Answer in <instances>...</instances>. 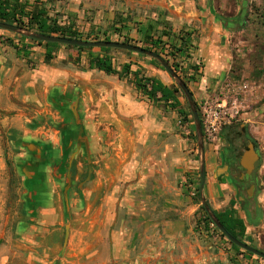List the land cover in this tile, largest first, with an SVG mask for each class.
Listing matches in <instances>:
<instances>
[{
	"label": "rangeland",
	"instance_id": "rangeland-1",
	"mask_svg": "<svg viewBox=\"0 0 264 264\" xmlns=\"http://www.w3.org/2000/svg\"><path fill=\"white\" fill-rule=\"evenodd\" d=\"M21 1L29 11H44L50 23L76 32L80 41L108 40L144 49L164 41L158 50L161 57L195 91L203 68V63L192 64L197 36L191 32L195 47H190V57L173 55L164 45L167 39L162 32L171 37L183 31L179 35L186 39L190 31H174V23L169 28V22H160L156 9L148 11L146 6L156 0ZM177 1L171 7L175 17L177 10L205 12L223 30L225 49L231 56L226 79L258 88L256 104L243 120L225 129L217 145L204 143L203 195L213 212L232 210L241 218L246 225L241 242L264 253V0ZM158 10L169 14L164 8ZM228 21L236 22L231 29L225 25ZM149 25L155 28L152 40L145 37ZM51 49L48 60L44 44L0 30L4 65L0 66V264H264V259L235 251L206 220L193 117L186 97L162 66L150 57L116 49L78 52L65 45ZM95 57L108 58L119 72L130 66L141 77H163L179 91L176 98L186 116L149 101L137 91L132 74L119 77L91 70L89 61ZM218 91L196 97L191 91L198 115L200 105L214 99ZM163 118L174 127L172 146L181 149V157L195 168L194 174H181L183 180L173 178L191 199L182 207L196 206L197 210L191 219H181L187 228L178 240L157 232L142 246L141 240L134 243L129 235L117 238L126 215L118 207V190L138 179V165L150 153L144 142L147 131ZM177 118H182L184 129L177 125ZM239 128L247 133L239 135ZM228 134L236 161L231 171L227 164L231 147L224 139ZM243 135L256 143L260 155L254 172L258 182L249 206L243 197L248 185L240 193L235 182L242 173L240 152L247 141ZM38 184L56 190L52 203L37 198ZM257 210L261 217L255 224ZM21 221L31 222L27 235L19 232ZM132 227L127 228L131 231ZM149 243L159 257L142 255Z\"/></svg>",
	"mask_w": 264,
	"mask_h": 264
},
{
	"label": "crops",
	"instance_id": "crops-1",
	"mask_svg": "<svg viewBox=\"0 0 264 264\" xmlns=\"http://www.w3.org/2000/svg\"><path fill=\"white\" fill-rule=\"evenodd\" d=\"M174 2L178 1L163 0L160 2L156 0V2L146 6H148V11L156 9L159 21L162 23L169 22V28L174 23V31L187 28L188 31L195 32L197 40L195 42L196 48L193 50L192 64L203 63V68L200 71L201 76L197 78L198 81L195 83V91L190 88L194 93V97L202 96L207 91L219 90L226 80L231 59L225 49L223 30L213 22L212 18H206L208 14L205 12L184 14L181 10H177L179 13L175 17L173 15L175 12L171 10ZM157 8L169 10V14H162ZM155 18L156 16L153 19ZM0 66H4L2 58L0 59ZM157 80L169 89H173L163 77L157 78ZM178 101L181 104L180 99ZM1 102L2 100H0ZM156 113L160 114L161 112L156 109ZM177 125L181 129L185 128L182 118L178 119ZM172 126L173 124L169 122L168 118H163L157 123L155 129L150 127L144 141L145 145L149 144L150 153L138 165L140 169L138 179L127 184L122 191L118 190L120 195L117 201L119 210L126 213L125 217L122 218L123 222H121L123 228L117 233L118 239L122 235H129L134 243L141 240L142 246H144V241L153 240L158 232L162 233L164 237L176 241L184 236L187 228L185 221L181 219H191V214L197 210L196 206L185 209L182 207L184 202L189 204L191 199L173 181V178L179 181L181 178L183 180L181 174H194L195 168L192 161H185L181 157V149L172 146L171 143H174L176 138L173 136L174 127L172 128ZM222 138L223 134L221 140ZM213 189L209 187L211 197ZM53 222L55 223V221ZM53 222L51 223L53 224ZM129 225H133L131 231L130 228H127ZM30 226L31 222L29 221L22 223L19 232L27 235ZM142 255L159 257L155 251L152 253L151 243L145 248Z\"/></svg>",
	"mask_w": 264,
	"mask_h": 264
},
{
	"label": "trees",
	"instance_id": "trees-1",
	"mask_svg": "<svg viewBox=\"0 0 264 264\" xmlns=\"http://www.w3.org/2000/svg\"><path fill=\"white\" fill-rule=\"evenodd\" d=\"M28 7H29L28 4L22 2L21 0H0V22L14 25V26L29 30L31 32L34 31V33L36 34H41V35H46V36H60L63 38H70V39H75V40L80 39L79 35L76 32L70 29H63L61 27H58L56 23H50L44 11L38 10V9H35L34 11H29ZM154 29L155 28L152 25L148 26L146 33H145L146 39L152 40ZM182 32L183 31H181L180 33ZM180 33H178V35L174 34L173 36L170 37L169 33H167L166 31H163L162 36L165 39H167L164 45L167 46L168 49L172 51L173 55L174 53H178L181 55L185 54L186 56L190 57V54L188 51L190 47L192 48L195 47L193 46L194 37L192 33L190 32V33H187V38L184 39L183 37H181V35H179ZM23 39H29V38L23 37ZM105 41L109 42L108 40H105ZM34 42L40 45L44 44L47 47L46 55H47L48 60L52 58L53 51L51 48H56L60 46L59 44H53V43H41L37 41H34ZM163 42L164 41H161V40L158 42L156 41L155 43L152 44V48H147V50L152 51L156 53L157 55L161 56L158 50L161 48V44H163ZM66 47L70 49H75L78 52L92 50L90 48H77V47H71V46H66ZM109 50L110 49H105V48L101 49V51L103 52H106ZM153 62H155L158 66L161 67V65L157 61L153 60ZM89 68L91 70H98L109 76L117 75L119 77H126L132 74L134 76V85L137 91L140 92L142 95H144L149 101L162 103L172 110H176V111L178 110L181 116H184V117L186 116V113L181 108L180 102L176 98V94H178L179 91L177 89H169V87L165 86L163 83H161L157 79L141 77L138 71L132 72L130 69V66H125L122 69V71L119 72L113 67L111 61L106 57H95L91 59L89 61ZM161 68H162L161 70H163V67ZM199 116H200V120L202 123L201 113L199 114ZM243 133L245 134L247 133L246 129L239 128L238 134L242 135ZM243 137L246 140L251 141L254 144L255 149L258 150L256 143L253 142L247 135L245 136L243 135ZM224 139H225V142L231 146L229 151L230 153H232L233 152L231 151L232 150V138L230 134L224 135ZM227 164L231 165V167L233 168L235 166V161H233L232 159L227 160ZM239 177L240 176H238L237 179L235 180L237 184L240 183ZM246 211H247V215L250 216L248 208H246ZM213 213L215 214L219 222L222 224V226L227 230V232L231 236L238 239L239 241H242V238L246 231V225L241 218L236 216V214L232 210H226L222 213H216V212H213ZM260 217H261L260 211L257 210V219H253L252 222L256 224L258 222V219H260ZM206 220L211 225H213V223L211 222L207 214H206ZM221 236L224 237L222 234ZM229 244L235 251H241L245 253V251L236 247L232 243L229 242ZM249 255H252V254L249 253Z\"/></svg>",
	"mask_w": 264,
	"mask_h": 264
},
{
	"label": "water",
	"instance_id": "water-1",
	"mask_svg": "<svg viewBox=\"0 0 264 264\" xmlns=\"http://www.w3.org/2000/svg\"><path fill=\"white\" fill-rule=\"evenodd\" d=\"M0 30L15 33L41 43H53V44H59V45L77 47V48L116 49V50H122V51L144 55L157 61L163 67V69L170 75V77L175 80L180 90L186 97L188 105L191 110V114L195 125V130H196V138H197L199 154H200V189H199L200 198H201V204L206 214L210 218L213 225L230 243H232L233 245H235L236 247L242 249L247 253H250L261 259H264V253L239 241L238 239L234 238L227 232V230L219 222L213 211L210 209L206 199L204 198L203 191L206 181V161H205V146H204V138L202 131V123L199 118L198 111L196 108V102L193 99V95L191 91L187 87L186 83L177 75V73L172 69V67L169 65L167 61H165L161 56L157 55L152 51L128 44L114 43V42H87V41H80L70 38H63L60 36H46V35L36 34L29 30L14 25L6 24L3 22H0ZM259 161H260L259 152L255 149L254 144L251 141L247 140L244 143L243 149L240 152V165L241 168L245 171L243 174L240 175V179L243 180L246 177L251 176L255 172L256 165ZM254 190L255 188L253 186L249 188L248 190L249 197L253 196ZM68 237H69V232L67 230L65 236V246L67 245Z\"/></svg>",
	"mask_w": 264,
	"mask_h": 264
},
{
	"label": "built area",
	"instance_id": "built-area-1",
	"mask_svg": "<svg viewBox=\"0 0 264 264\" xmlns=\"http://www.w3.org/2000/svg\"><path fill=\"white\" fill-rule=\"evenodd\" d=\"M257 94L254 84L226 79L216 97L200 105L204 143L217 145L223 131L243 120L252 110Z\"/></svg>",
	"mask_w": 264,
	"mask_h": 264
},
{
	"label": "flooded vegetation",
	"instance_id": "flooded-vegetation-1",
	"mask_svg": "<svg viewBox=\"0 0 264 264\" xmlns=\"http://www.w3.org/2000/svg\"><path fill=\"white\" fill-rule=\"evenodd\" d=\"M235 21H228V22H225V25L228 27V29H231V24H233V26L235 25ZM231 147V146H230ZM258 151V150H257ZM228 160H233L235 161V157H234V154L233 152L230 153V151L228 152ZM235 164H236V161H235ZM239 164H240V161H239ZM240 168H241V165H240ZM242 169V168H241ZM232 170V167L231 165H228V171H231ZM245 171L242 169V173L243 174ZM38 175H40V171L37 173ZM239 184H238V188L240 190V193H243L244 192V186L245 185H248V188L246 189V191L244 192V201L245 203L250 204V202L254 199V195L252 197H249L248 195V190L250 187H254L256 189V185H257V182L258 180L254 177V173L249 176V177H246L245 179L241 180L240 177H239ZM39 187V191H38V199L41 200V199H44V202L47 203V202H50L52 203V198H53V201H54V198H55V195H56V190L53 188V189H50L48 188L47 186H42L41 184H38L37 185ZM36 186V187H37ZM43 189V190H42ZM52 190V192H51ZM44 197V198H43ZM45 198H47V200H45ZM44 202H42V204L44 205ZM31 218V217H30ZM22 223V221H21Z\"/></svg>",
	"mask_w": 264,
	"mask_h": 264
}]
</instances>
